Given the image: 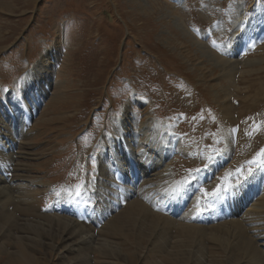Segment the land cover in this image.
Wrapping results in <instances>:
<instances>
[{
  "label": "rangeland",
  "instance_id": "rangeland-1",
  "mask_svg": "<svg viewBox=\"0 0 264 264\" xmlns=\"http://www.w3.org/2000/svg\"><path fill=\"white\" fill-rule=\"evenodd\" d=\"M263 23L264 0H0V89L8 90L0 91V138L8 150L0 157V189L7 186L18 202L12 221L0 210V264H264V196L243 203L252 194L246 189L238 215L223 218V209L207 216L210 197L196 191L223 183L220 175L225 186H237L234 178L249 171L241 163L264 149V39L238 55L241 40L234 44L244 30L259 35ZM251 124L257 129H244ZM189 140L196 153L221 156L211 165L214 175L201 173L186 186L200 166L179 159L190 158ZM126 150L139 179L126 175L123 185ZM8 164L21 168L12 178ZM256 175L264 184V171ZM76 184L87 192L77 196ZM175 186L184 187L172 202L178 212L156 197ZM226 200L233 202L218 201ZM140 202L147 208L134 228L125 209ZM29 203L35 209L24 210ZM153 215L159 224L145 231L140 223ZM52 218L73 225L92 247L81 251L77 243L70 251L62 239H24V224ZM120 219L121 232L111 226ZM237 227L262 263L244 252L231 258ZM187 228L203 232L188 236Z\"/></svg>",
  "mask_w": 264,
  "mask_h": 264
},
{
  "label": "bare ground",
  "instance_id": "bare-ground-1",
  "mask_svg": "<svg viewBox=\"0 0 264 264\" xmlns=\"http://www.w3.org/2000/svg\"><path fill=\"white\" fill-rule=\"evenodd\" d=\"M218 59H221V58H218ZM20 159V158H19ZM113 159V158H112ZM12 166V165H11ZM9 164H8V167H7V169H6V174L10 177V178H12V176H15L14 175V172H19L20 170H21V168L19 169V167H14V166H12L11 167ZM16 166H19V165H16ZM24 168V167H23ZM247 170V169H246ZM106 172V171H105ZM103 173V172H102ZM108 174V173H107ZM100 175V174H99ZM17 177V176H16ZM115 177V176H114ZM113 177V178H114ZM2 178V177H1ZM0 178V179H1ZM107 178V177H106ZM165 180H167V179H165ZM2 181V180H1ZM109 181V180H108ZM168 181V180H167ZM114 184V183H113ZM11 188V187H10ZM179 188V189H178ZM143 189V188H142ZM175 189H178L180 192H182V190L184 189V187H178V186H175ZM14 191V190H13ZM144 192V191H143ZM138 193V192H137ZM140 194H142V193H140ZM144 194V193H143ZM142 194V195H143ZM146 194V193H145ZM144 194V195H145ZM144 195H143V197H144ZM137 196H138V194H137ZM146 196V195H145ZM174 196H175V198L173 199V200H176V196L177 195H175L174 194ZM121 197V196H120ZM145 198V197H144ZM245 198V197H244ZM16 199H13L12 200V196H11V193H9L8 192V187L7 186H5L4 188H2V189H0V210H2V213H1V215H12L11 213H12V210H11V208L13 207L14 208V205H15V203L17 202V201H15ZM146 200V199H145ZM141 201H143V199L141 200ZM134 202H137V201H134ZM200 202V201H199ZM243 202V201H242ZM261 202V204L262 205H264V198L260 201ZM18 203V202H17ZM23 204H24V202H22ZM132 203V202H131ZM144 202H140V204H138L137 205V203H136V207H135V205L134 206H131V205H127L128 207H127V209H125V210H128V213L126 214V216L127 215H132L133 214V216H131L132 217V223H135V224H131V225H136L139 221L136 219V217H140L141 216V214L143 213V212H145L146 211V209L145 208H147L145 205L146 204H143ZM135 204V203H134ZM18 205V204H17ZM19 206V205H18ZM17 206V208H19ZM26 207L24 208V210H26V211H31V210H33V209H35V205H33V204H31V203H29V204H27V205H25ZM197 206V205H196ZM24 207V206H23ZM17 208H15V209H17ZM23 209V208H22ZM18 210V209H17ZM149 210V209H148ZM23 211V210H22ZM18 212V211H17ZM17 212H14V215H15V213H17ZM147 212H149V211H147ZM33 213H34V211H33ZM124 213V212H123ZM262 213H263V211H262ZM18 214V213H17ZM35 214V213H34ZM148 214V213H147ZM155 214V213H154ZM156 215H158V214H156ZM156 215H153L154 217H151V218H148V219H146V220H144V221H142L140 224V226L141 227H144V230L146 231V229L147 228H151L152 230L155 228V227H157V225L159 224V223H157V221L159 222L160 221V219H161V217H159V216H156ZM160 215V214H159ZM262 216H263V214H261ZM260 215V216H261ZM17 216V215H16ZM119 216H121V215H119ZM119 216H117V217H119ZM123 216V215H122ZM125 216V217H126ZM150 216H152V215H150ZM45 218L46 217H48V218H50L49 216H44ZM142 217V216H141ZM140 217V218H141ZM146 217V216H145ZM143 218V217H142ZM255 218V217H254ZM262 218V217H261ZM12 219L14 220V218H13V215L10 217V221H12ZM113 219V218H112ZM124 219H126V218H124ZM127 219H128V217H127ZM130 220V219H129ZM261 220V219H260ZM6 221V220H5ZM10 221H8V222H6V224H9V222ZM43 221H45V220H43ZM68 221V220H67ZM166 221V220H165ZM252 221V220H251ZM254 221V220H253ZM14 222V224L15 225H17L16 223H15V221H13ZM69 222V221H68ZM110 222V221H109ZM124 222V221H123ZM244 222V221H243ZM259 222H261V221H259ZM1 223V222H0ZM71 223V222H70ZM124 223H126V222H124ZM250 223V222H249ZM252 223V222H251ZM255 223V222H254ZM2 224V223H1ZM0 224V225H1ZM5 224V225H6ZM13 224V223H12ZM127 224V223H126ZM231 224V223H230ZM239 224V223H238ZM238 224H236L237 226H241V225H238ZM241 224V223H240ZM248 224V223H247ZM247 224H246V226H247ZM5 225H3L4 227L2 228V229H5L6 230V228H5ZM109 225H111V224H109ZM128 225V224H127ZM138 225V224H137ZM137 225H136V228H137ZM229 225V224H228ZM228 225H226V226H228ZM232 225V224H231ZM70 226H71V224H69V223H64L61 219H51V220H49L48 222L46 221V223H44V225H43V223L42 222H40V220H37L36 222H33V223H29V224H24L23 225V227L20 229V231L22 230V231H24V234L26 233V234H29V236H27V238H24V239H27V240H31L32 242H34L35 241V239L37 238V237H44L45 235L46 236H48V237H50L49 239H54V238H57V240L58 239H62V240H64V242L65 241H67V242H69V243H71L70 244V248H69V250L70 251H72V250H74L73 248H74V246L75 247H78L79 245L77 244V243H80V244H82V245H80V247H83L84 245L86 246L85 248H86V250H88V249H90L91 247L89 246V242L87 241V240H85V239H83V237H81L79 234H77L76 235V233H74L73 231H75V227H73V225H72V227L71 228H74V230L72 231L71 230V228H70ZM111 226H113V228L114 229H117L119 232H121V229L123 230V223H121V219L120 220H115L113 223H112V225ZM132 226V227H133ZM139 226V225H138ZM2 227V226H1ZM6 227H8V228H11L10 226H6ZM19 227V226H18ZM48 228V230H46L47 228ZM77 227V226H76ZM125 227V226H124ZM131 227V226H130ZM140 227V228H141ZM181 227V226H180ZM184 227H187V226H184ZM192 227H194V226H192ZM244 227V226H243ZM14 228V227H13ZM134 228H135V226H134ZM229 228V227H228ZM231 228V227H230ZM237 228H239V227H237ZM12 229V228H11ZM82 229V228H81ZM114 229H112V230H114ZM151 229H150V231H151ZM184 229V228H183ZM188 229H190V230H188ZM195 228H187V230H185V232L184 231H182V232H184L186 235H188V236H194V235H196L195 233H197V232H199V233H202L203 232V230H194ZM8 231H11V233H13V231L12 230H9V229H7ZM14 230V229H13ZM41 230L42 231H45L46 233L45 234H43L42 232H41ZM77 230H80V229H77ZM87 230V229H86ZM85 230V231H86ZM155 230V229H154ZM179 230H182V228L180 229L179 228ZM230 230H233V229H230ZM246 230H248V229H246ZM252 230V229H251ZM0 231H2L1 229H0ZM82 231H84L83 229H82ZM170 231V230H169ZM195 231V232H194ZM78 232V231H77ZM239 233L238 234H240L239 235V238H238V241L236 242V244L232 247L233 249V252H232V257L231 258H234V257H236V256H241L242 255V253L244 252V253H246L247 255H248V253H250V255H252V256H255V258H257V259H259V261H261V263L263 262L262 261V254L260 253V251L255 247V245L253 244V242L251 241V239H249V238H247L245 235H244V233H242V229H240L239 228V231H238ZM247 232H249V231H247ZM7 234L6 235H8L10 232H6ZM85 233V232H84ZM84 233H81L82 234V236H84V238H85V234ZM104 233H107V232H104ZM179 233V232H178ZM181 233V232H180ZM237 233V232H236ZM25 234V235H26ZM92 234V233H91ZM91 234H88L87 235V238L86 239H91L92 241H93V238H94V236H92ZM98 234V236H99V233H97ZM109 234V233H108ZM107 234V235H108ZM117 234H119V233H117ZM116 234V235H117ZM6 235H5V238H6ZM13 235V234H12ZM31 235H33V237L31 236ZM106 235V236H107ZM111 234H109V236H110ZM120 235V234H119ZM119 235H117V236H119ZM182 235V234H181ZM184 235V234H183ZM248 235V234H247ZM14 236V235H13ZM109 236H107V237H109ZM97 237V236H96ZM1 238H3V237H1ZM55 240V239H54ZM4 241L5 240H2V242L4 243ZM100 241V240H99ZM7 242V241H6ZM106 242H108V241H106ZM41 243V242H40ZM109 243V242H108ZM107 243V244H108ZM256 243V242H255ZM76 244L78 245V246H76ZM106 244V245H107ZM74 245V246H73ZM87 245L90 247V248H87ZM36 246V245H35ZM99 246V245H98ZM100 247V246H99ZM101 247H102V244H101ZM100 247V248H101ZM36 248V247H35ZM103 248V247H102ZM82 249H84V247L83 248H81L80 250L81 251H84V250H82ZM105 249V248H104ZM78 250V249H77ZM76 250V251H77ZM95 250V249H94ZM88 252V251H87ZM102 252H103V250H102ZM105 252V251H104ZM85 253V252H84ZM106 253V252H105ZM108 253V252H107ZM111 253V252H110ZM111 254H113V253H111ZM246 254H244V255H246ZM109 255V254H108ZM117 256V255H116ZM92 259V258H91ZM241 259V258H240ZM239 259V260H240ZM247 259V258H246ZM249 259V258H248ZM251 260V259H250ZM248 261V260H247ZM79 264H90L89 263V261L87 260V259H82V260H80L79 261ZM157 264V263H156ZM251 264V263H250ZM258 264H259V262H258Z\"/></svg>",
  "mask_w": 264,
  "mask_h": 264
},
{
  "label": "snow or ice",
  "instance_id": "snow-or-ice-1",
  "mask_svg": "<svg viewBox=\"0 0 264 264\" xmlns=\"http://www.w3.org/2000/svg\"><path fill=\"white\" fill-rule=\"evenodd\" d=\"M0 91H4L7 92V89H0ZM261 157H264V149H261L260 153L258 154L257 158L253 159L250 164L252 166L257 167L259 170L264 171V159H262ZM208 163L211 164L213 163V157L212 156H208ZM208 167V164L205 165V168ZM205 169H201V168H195L193 170H190L188 173V176L185 178L184 181V185H191L193 181H197L198 177L200 176L201 173H203ZM237 171H240L239 169H237ZM249 174H251V168H249ZM230 175V174H229ZM239 186V185H237ZM233 190H235V188H233ZM197 192H199L201 194V196L208 198L210 197L211 199L207 201V204L205 205V207H210L212 205V203H214L216 200H219L223 197L224 193L228 191L227 187L222 188V186L220 184H217V186L215 187L214 190H212L211 192H205L203 191L202 186L200 188L196 189ZM77 196L81 195V192L78 190L76 192ZM199 200H200V196H197V207L200 208L199 205ZM200 211H203V208H200Z\"/></svg>",
  "mask_w": 264,
  "mask_h": 264
}]
</instances>
